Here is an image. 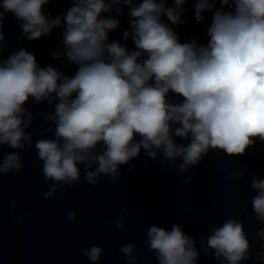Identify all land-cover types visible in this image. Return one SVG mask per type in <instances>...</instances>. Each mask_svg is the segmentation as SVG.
Returning a JSON list of instances; mask_svg holds the SVG:
<instances>
[{"label": "clouds", "instance_id": "clouds-1", "mask_svg": "<svg viewBox=\"0 0 264 264\" xmlns=\"http://www.w3.org/2000/svg\"><path fill=\"white\" fill-rule=\"evenodd\" d=\"M189 2L71 0L66 12L53 19L44 13L49 0H0V54L3 24L11 13L30 41L63 28V51H53L52 58H66L77 68L69 76L52 65L40 67L24 48L0 59V145L32 147V133L26 129L33 113L25 105L31 100L54 106L44 116L53 138L35 142L50 188L46 200L63 186L79 183L81 165L88 185H100L105 176L109 182L117 180L120 166L142 149L152 159L160 155L169 162L182 161L178 170L183 173L210 150L242 156L257 139L264 143V0H195L197 23L211 13L206 44L195 38L182 42L174 30L185 23ZM121 4L130 17L123 39H130L134 49L109 39L120 26ZM114 8L116 15H111ZM169 93L182 97L181 102H172ZM22 159L15 151L3 155L0 175L22 172ZM191 179L186 177L185 183ZM250 187L258 193L252 209L264 222V178L253 177ZM66 217L77 223L75 212ZM113 226L123 228V218L118 216ZM258 235L264 238V228ZM147 242L159 264H197L201 254L179 224L171 230L152 224ZM201 248L205 255L212 250L220 264L249 259L244 225L231 217L210 229ZM135 249L132 243L119 249L128 264H136ZM104 252L92 245L83 255L96 264Z\"/></svg>", "mask_w": 264, "mask_h": 264}]
</instances>
